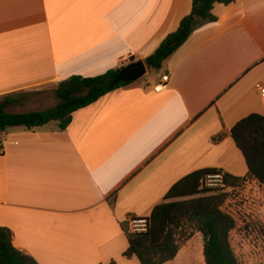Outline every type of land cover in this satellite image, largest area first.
I'll use <instances>...</instances> for the list:
<instances>
[{"label":"crops","instance_id":"0c3cea01","mask_svg":"<svg viewBox=\"0 0 264 264\" xmlns=\"http://www.w3.org/2000/svg\"><path fill=\"white\" fill-rule=\"evenodd\" d=\"M191 3L0 0V100H14L5 111L46 110L70 76L144 62ZM212 13L217 21L195 30L153 84L103 95L64 130L50 121L0 132V227L16 249L38 264H139L123 256L129 217L148 218L194 171L247 176L230 130L264 116V0L217 3ZM29 105L39 108L22 110Z\"/></svg>","mask_w":264,"mask_h":264},{"label":"trees","instance_id":"16d2710c","mask_svg":"<svg viewBox=\"0 0 264 264\" xmlns=\"http://www.w3.org/2000/svg\"><path fill=\"white\" fill-rule=\"evenodd\" d=\"M234 0H192L190 12L184 16L177 29L167 34L157 48L144 59L148 69L159 70L167 60L197 29L217 21L212 13L215 4L229 5ZM132 61V60H130ZM108 69L102 74L83 77L73 75L56 84L54 92L57 105L42 111L8 113L5 109L13 103L12 97L0 100V132L14 126L27 129L57 121L60 130L70 122L71 114L96 102L103 95L131 82L112 81L121 67ZM230 136L241 152L247 176L243 178L224 174L227 186L234 187L245 178H252L264 188V116L253 113L239 120L230 130ZM217 170L206 168L194 171L177 181L165 194L164 201L156 205L148 217L144 233L129 234L125 258L135 257L140 264H165L179 251L178 232L188 226L201 234L204 264H237L229 242V233L235 226L231 215L222 210L226 195L218 188L202 185L205 175ZM110 202V204H112ZM0 264H38L34 258L22 253L12 244L11 232L0 227ZM109 264H114L111 261Z\"/></svg>","mask_w":264,"mask_h":264},{"label":"rangeland","instance_id":"374dc122","mask_svg":"<svg viewBox=\"0 0 264 264\" xmlns=\"http://www.w3.org/2000/svg\"><path fill=\"white\" fill-rule=\"evenodd\" d=\"M160 74L156 70L147 69V73L138 81L153 84ZM35 108L39 106L29 105L22 110ZM19 109L21 108L15 107L10 111ZM215 188L225 193L222 210L235 221V226L229 233V242L237 264H264V188L252 178H245L234 187L227 186L224 182L221 187ZM191 231L186 225L178 232L179 251L168 264H194L196 259L202 260L204 264L201 234L193 232L187 237Z\"/></svg>","mask_w":264,"mask_h":264},{"label":"built area","instance_id":"2783aa9c","mask_svg":"<svg viewBox=\"0 0 264 264\" xmlns=\"http://www.w3.org/2000/svg\"><path fill=\"white\" fill-rule=\"evenodd\" d=\"M168 81V75H162L159 83L153 87L155 92H160L164 89ZM259 90L260 102L264 106V87L257 86ZM224 174L220 171L210 173L204 176L202 185L206 188L221 187L224 183ZM148 229V218L144 217H129L126 220V231L129 234H140Z\"/></svg>","mask_w":264,"mask_h":264},{"label":"water","instance_id":"95a60500","mask_svg":"<svg viewBox=\"0 0 264 264\" xmlns=\"http://www.w3.org/2000/svg\"><path fill=\"white\" fill-rule=\"evenodd\" d=\"M147 72V66L142 60L132 61L119 69L112 83L133 82L139 80Z\"/></svg>","mask_w":264,"mask_h":264},{"label":"bare ground","instance_id":"6f19581e","mask_svg":"<svg viewBox=\"0 0 264 264\" xmlns=\"http://www.w3.org/2000/svg\"><path fill=\"white\" fill-rule=\"evenodd\" d=\"M202 261V260H201ZM199 259H196V261H194V264H202V262H201ZM190 262V261H189ZM188 262V263H189Z\"/></svg>","mask_w":264,"mask_h":264}]
</instances>
